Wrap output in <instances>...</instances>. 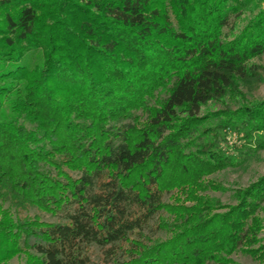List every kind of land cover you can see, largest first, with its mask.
I'll return each instance as SVG.
<instances>
[{
    "label": "trees",
    "instance_id": "trees-1",
    "mask_svg": "<svg viewBox=\"0 0 264 264\" xmlns=\"http://www.w3.org/2000/svg\"><path fill=\"white\" fill-rule=\"evenodd\" d=\"M263 54L264 0H0V264L264 263V176L204 194L264 149V99L200 116Z\"/></svg>",
    "mask_w": 264,
    "mask_h": 264
},
{
    "label": "rangeland",
    "instance_id": "rangeland-1",
    "mask_svg": "<svg viewBox=\"0 0 264 264\" xmlns=\"http://www.w3.org/2000/svg\"><path fill=\"white\" fill-rule=\"evenodd\" d=\"M253 63L257 64L260 67L259 71L263 79L262 82L253 84L251 86H241L240 90L244 93L245 99L244 98L240 99L234 96L231 97L228 96L221 100H211L210 102L202 106L200 116L218 115L226 110L235 111L240 106V103L250 104L256 101L263 100L264 99V54L260 57L254 58ZM212 117H211L210 125L211 127L214 128L217 124H219V121L222 118H216L214 116ZM227 134H231V133L227 132ZM228 140H229V144L232 147V150L242 147L241 144H238L236 142L238 141V139L236 136H234V134H231ZM192 149L195 150L196 148L193 147ZM230 153L231 152L229 151L228 154ZM237 159H240V157L237 156ZM239 161L240 160H237L235 164L229 165L224 168H220L219 170L214 171L209 175L205 176L206 179L210 181H214V183L220 185L223 188L222 190L210 189L204 192V194L207 195L208 197L219 201V204L218 206H216L214 212L224 213L228 211L230 206H234L237 204V200L235 198L236 191L247 188L249 185L258 181L260 178L264 176V149L257 150L254 148H250L248 150V154L246 155V158L243 159L240 163ZM170 194L171 193H167L165 199L167 202L174 203L173 200H171L170 198L171 197ZM145 231L150 237L154 239H158V238L165 239L167 237L164 232L154 231L152 228H147ZM261 237H264V230L261 233ZM90 254L92 259L98 264H108L107 262H105L103 258L104 257L103 251L98 246L93 245L90 248ZM232 259L236 264H264L256 260L251 255L240 251L233 254ZM9 264H25V257L24 256L15 257L12 260H10Z\"/></svg>",
    "mask_w": 264,
    "mask_h": 264
}]
</instances>
